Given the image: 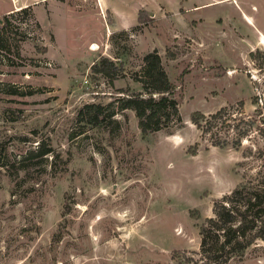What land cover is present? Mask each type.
<instances>
[{"label": "rangeland", "instance_id": "obj_1", "mask_svg": "<svg viewBox=\"0 0 264 264\" xmlns=\"http://www.w3.org/2000/svg\"><path fill=\"white\" fill-rule=\"evenodd\" d=\"M98 3L0 0V264H199L213 201L264 169V0ZM153 48L181 121L143 134L114 99ZM102 55L125 74L93 72ZM223 105L237 146L190 119ZM225 264H264V241Z\"/></svg>", "mask_w": 264, "mask_h": 264}, {"label": "trees", "instance_id": "obj_2", "mask_svg": "<svg viewBox=\"0 0 264 264\" xmlns=\"http://www.w3.org/2000/svg\"><path fill=\"white\" fill-rule=\"evenodd\" d=\"M27 6L21 7L25 9ZM93 72H99L107 77L109 82L125 72L108 56H100L98 61L91 64ZM130 76L141 83L142 89L128 92L120 88L114 101L115 109L129 108L137 117V125L145 134L150 131L169 127L181 121L178 101L175 97V84L170 80L163 65L161 55L156 48L146 51L142 55V63L138 70ZM238 112L242 113L243 101L238 102ZM85 107L92 109L90 116L95 121L102 104L90 102ZM234 106L223 105L214 112L205 114L194 110L191 121L201 131V137L209 135L214 145H239L241 136L246 133L245 128H235L232 140L221 136L218 128L230 126L227 120ZM113 111V110H112ZM110 112L109 114H112ZM199 142L190 145L188 151L196 153ZM192 148L191 150H189ZM48 146H37L39 155L47 153ZM199 264H225L230 258L239 255L244 248L260 238L264 241V169L260 168L253 174L245 175L229 191L216 198L212 204V215L205 217L199 226ZM189 260L187 259V262Z\"/></svg>", "mask_w": 264, "mask_h": 264}, {"label": "crops", "instance_id": "obj_3", "mask_svg": "<svg viewBox=\"0 0 264 264\" xmlns=\"http://www.w3.org/2000/svg\"><path fill=\"white\" fill-rule=\"evenodd\" d=\"M99 0H96V3L99 5ZM26 5V4H25ZM17 7V6H16ZM246 18H248L247 16H246ZM248 20H250V18H248Z\"/></svg>", "mask_w": 264, "mask_h": 264}]
</instances>
